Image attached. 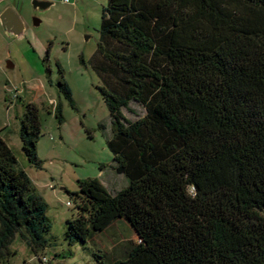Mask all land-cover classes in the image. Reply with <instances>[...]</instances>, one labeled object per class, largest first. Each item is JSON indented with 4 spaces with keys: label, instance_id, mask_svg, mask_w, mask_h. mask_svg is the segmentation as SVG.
Wrapping results in <instances>:
<instances>
[{
    "label": "trees",
    "instance_id": "16d2710c",
    "mask_svg": "<svg viewBox=\"0 0 264 264\" xmlns=\"http://www.w3.org/2000/svg\"><path fill=\"white\" fill-rule=\"evenodd\" d=\"M93 68L128 183L79 180L65 239L87 244L125 219L139 243L116 259L96 249L98 264H264V0H108ZM58 85L72 102L63 74ZM131 103L145 110L135 120ZM41 133L27 103L20 137L37 168ZM47 212L0 134V264L18 234L46 248Z\"/></svg>",
    "mask_w": 264,
    "mask_h": 264
},
{
    "label": "rangeland",
    "instance_id": "374dc122",
    "mask_svg": "<svg viewBox=\"0 0 264 264\" xmlns=\"http://www.w3.org/2000/svg\"><path fill=\"white\" fill-rule=\"evenodd\" d=\"M33 1L0 0V14L11 6L25 24L23 36L17 37L0 23V134L48 204L52 228L45 234L46 248L38 254L18 234L10 246L15 254L6 264H98L96 249L111 259L123 257L139 243L125 219L97 232L87 244L65 239L67 219L78 215L72 193L79 191V180L96 177L112 193L128 183L114 168L108 147L112 118L93 68L108 0H47L53 3L48 9L35 8ZM62 74L72 89V102L59 89ZM27 103L38 107L41 119L40 168L29 163L22 149L20 128ZM59 105L62 121L56 115ZM130 107L134 112L123 109L130 120L145 113L136 103Z\"/></svg>",
    "mask_w": 264,
    "mask_h": 264
},
{
    "label": "water",
    "instance_id": "95a60500",
    "mask_svg": "<svg viewBox=\"0 0 264 264\" xmlns=\"http://www.w3.org/2000/svg\"><path fill=\"white\" fill-rule=\"evenodd\" d=\"M52 4V2L47 0L33 1L34 7L39 9H48ZM40 22V19H35V24L39 25ZM0 23L3 25L5 31H7L11 35L22 37L25 32V24L23 20L11 6L7 7L4 11L1 12ZM9 65L10 68H13V65Z\"/></svg>",
    "mask_w": 264,
    "mask_h": 264
},
{
    "label": "built area",
    "instance_id": "2783aa9c",
    "mask_svg": "<svg viewBox=\"0 0 264 264\" xmlns=\"http://www.w3.org/2000/svg\"><path fill=\"white\" fill-rule=\"evenodd\" d=\"M63 2H65V3H71V2H73V0H63Z\"/></svg>",
    "mask_w": 264,
    "mask_h": 264
},
{
    "label": "crops",
    "instance_id": "0c3cea01",
    "mask_svg": "<svg viewBox=\"0 0 264 264\" xmlns=\"http://www.w3.org/2000/svg\"><path fill=\"white\" fill-rule=\"evenodd\" d=\"M2 2H4L5 0H1ZM11 64V63H10ZM14 66V65H13Z\"/></svg>",
    "mask_w": 264,
    "mask_h": 264
}]
</instances>
